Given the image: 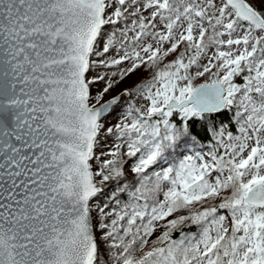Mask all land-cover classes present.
<instances>
[{
    "label": "snow or ice",
    "instance_id": "6c2138e0",
    "mask_svg": "<svg viewBox=\"0 0 264 264\" xmlns=\"http://www.w3.org/2000/svg\"><path fill=\"white\" fill-rule=\"evenodd\" d=\"M232 108L239 135L175 158ZM126 157L133 203L93 204ZM97 231L103 264H264V0H0V264H102Z\"/></svg>",
    "mask_w": 264,
    "mask_h": 264
},
{
    "label": "rangeland",
    "instance_id": "374dc122",
    "mask_svg": "<svg viewBox=\"0 0 264 264\" xmlns=\"http://www.w3.org/2000/svg\"><path fill=\"white\" fill-rule=\"evenodd\" d=\"M171 59V57L169 58ZM122 67H127V62H125V64ZM116 70L115 68L113 69H105V68H100L97 69L96 71H99L101 74H105L106 72H110V71H114ZM94 74V73H93ZM151 77V72L145 68H141L138 69L136 72L134 73H129L124 80L119 81L113 88V90L110 91V93L108 95H106L105 99H109L112 96H115L116 94L120 93V92H124L125 90L129 91L131 93V95H129L128 97H124V99L122 100V102L120 103V107H117L116 109L113 110V112L108 115L106 117V119L103 120V123L105 124L106 127H111L114 124H116L119 120L122 119L123 114L127 111L128 106L129 105H134L135 107H140L143 103V101L140 99V97L136 94L135 89L137 88L138 85L142 84L143 82H145V80L149 79ZM239 80V78H238ZM204 82V78H201L200 80H198L196 83H202ZM103 87V82H98L97 84H95L92 87V94L95 95L101 88ZM235 111L236 109H232L230 110V115L232 116L233 120V130L230 131L228 129V124H224L221 129L225 130V138L227 136V132H232L233 135H239V126L236 123V116H235ZM115 141V137L114 136H107V138H101V146L103 148L104 151H107L111 145L113 144V142ZM215 143V141L213 142ZM212 143V144H213ZM211 146H204L202 148H198L196 149V151H201L203 153H206L209 151ZM101 149H97V154H99ZM223 150H221V154H222ZM193 154L190 152H184V155H190ZM135 158L132 159H128L127 157L125 158L126 163L124 164V170L127 173L126 177H134V173L131 172V167L133 165V161ZM155 170H159L158 167H156ZM102 204L107 202L102 200L101 201ZM114 203V201L112 203H110V206H112V204ZM123 204L121 205H115V208L117 210H119L120 207H122ZM196 227V226H195ZM197 230V227H196ZM155 238V234L152 238L150 239H154Z\"/></svg>",
    "mask_w": 264,
    "mask_h": 264
},
{
    "label": "trees",
    "instance_id": "16d2710c",
    "mask_svg": "<svg viewBox=\"0 0 264 264\" xmlns=\"http://www.w3.org/2000/svg\"><path fill=\"white\" fill-rule=\"evenodd\" d=\"M122 100H121V102H122ZM118 107H120V106H118ZM232 109H235V108H232ZM232 109L224 110L220 114H214V118L210 119V120L209 119H206V120L196 119L195 121H193L192 122V131L194 134L198 135V139L200 140V144L199 145H193L191 143H188V144L182 143L181 147L178 150H176L179 153V155H176L175 158L178 160V159L183 157L184 152L192 153L193 150L196 151V149H198V148H202L204 146H211L212 143L214 142V140L212 139V132L209 131L207 134H205V131H204L205 128L211 129L214 125L217 130H220L224 124L225 125L228 124V129L230 131H232L233 130V122H232L233 118L230 115V113H231L230 110H232ZM177 120H178V117H177ZM118 183L120 186H123L125 184L130 186L129 191H126L124 193H120L121 204L133 203V200L130 196V191H134V188L131 187L133 184H135V178L134 177H126L125 179H122L119 182H117V181L108 182L106 184V186L104 187L103 193L100 194L95 200H93L92 203L93 204H99L102 206L104 204V203L102 204V202H101L102 200L108 202L110 200L111 193L113 191H118V187H117ZM142 202L143 201H141V203ZM115 205H117V204L114 202L112 204V206H110V207L115 208ZM93 215H96L95 210L93 211ZM182 230L185 232H189V233H195L197 231L195 225L191 226L190 228L185 226V227H183ZM179 235H180V230H177L173 233V238H179ZM97 236L100 239V248H101V257L100 258H101V261L103 264V261H105L108 258L107 245L103 242L102 235L100 234L99 231H97Z\"/></svg>",
    "mask_w": 264,
    "mask_h": 264
},
{
    "label": "water",
    "instance_id": "95a60500",
    "mask_svg": "<svg viewBox=\"0 0 264 264\" xmlns=\"http://www.w3.org/2000/svg\"><path fill=\"white\" fill-rule=\"evenodd\" d=\"M122 92H120V93H118V94H116V95H119V94H121ZM129 96V95H128ZM124 97H127V96H122V98H121V100L124 98ZM109 99H111V98H109ZM224 111V110H223ZM108 116V115H107Z\"/></svg>",
    "mask_w": 264,
    "mask_h": 264
}]
</instances>
